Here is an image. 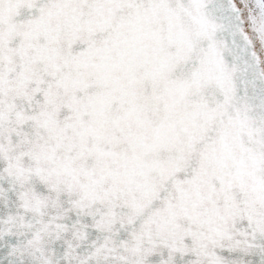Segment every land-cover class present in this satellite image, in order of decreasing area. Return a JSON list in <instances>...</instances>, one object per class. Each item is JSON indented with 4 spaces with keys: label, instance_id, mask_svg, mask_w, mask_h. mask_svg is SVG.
Listing matches in <instances>:
<instances>
[{
    "label": "snow or ice",
    "instance_id": "snow-or-ice-1",
    "mask_svg": "<svg viewBox=\"0 0 264 264\" xmlns=\"http://www.w3.org/2000/svg\"><path fill=\"white\" fill-rule=\"evenodd\" d=\"M0 264H264V0H0Z\"/></svg>",
    "mask_w": 264,
    "mask_h": 264
},
{
    "label": "water",
    "instance_id": "water-1",
    "mask_svg": "<svg viewBox=\"0 0 264 264\" xmlns=\"http://www.w3.org/2000/svg\"><path fill=\"white\" fill-rule=\"evenodd\" d=\"M5 251L6 249H0V256H2Z\"/></svg>",
    "mask_w": 264,
    "mask_h": 264
}]
</instances>
